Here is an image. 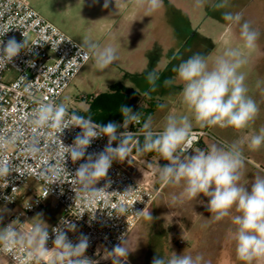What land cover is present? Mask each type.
I'll use <instances>...</instances> for the list:
<instances>
[{
  "label": "clouds",
  "instance_id": "clouds-1",
  "mask_svg": "<svg viewBox=\"0 0 264 264\" xmlns=\"http://www.w3.org/2000/svg\"><path fill=\"white\" fill-rule=\"evenodd\" d=\"M130 3L137 11L144 12L145 16L159 11L163 6V0H130ZM202 6L218 10L226 9L230 5L229 0H196L195 7ZM104 7H108V0H105ZM222 18L228 22L229 28L239 29L242 46L225 50L211 62L207 56L194 53L172 68L174 77L163 81L165 88L182 85L180 101L191 113V118L188 115L178 117L169 114L165 117L163 130L154 131L153 121L149 116L143 121L140 131L133 133L128 131V127L140 122L142 113L133 112L126 105H121L119 109L123 124L109 122L102 126L91 117L85 118L69 112L66 102L37 101L26 119L37 137L55 135L59 139L64 150V166L51 169L57 177L66 171V157H70L73 162L85 159L86 150L93 140L108 138L104 150L88 154L74 175V183L79 185V191L91 198L106 191L110 181L104 188L96 189L94 186L107 177L114 161L123 162L128 159L130 142L134 137L142 135L143 143L137 140L136 151L141 154L155 152L162 160L167 161L158 169L159 182L164 186L182 189L179 197L174 195L172 201L182 203L184 200L198 201L201 195L206 197V207L211 213L210 220L219 222L230 218L232 227L229 229L228 238L235 246L237 259L243 264H253L254 261L264 260V175L257 174L250 183H242L246 157L240 141L230 144L214 143L207 150H197L193 155H186L189 150L188 142L193 135V120L201 128L244 130L255 123L260 112L257 102L248 95L246 76L241 71L248 63V53L257 49L260 33L252 27L250 21L243 20L242 13L225 11ZM7 32H0V70L5 69L21 52H31L33 46L29 45L25 37L23 42L11 38L5 44L2 37ZM81 47L85 49V59H92L98 70L114 65L119 59L117 50L112 45L100 47L87 40ZM28 63L31 66L33 62ZM145 80L148 90L140 92L139 95L151 99L152 93L157 91L160 72L155 68L148 71ZM166 106L164 103L157 105L161 110ZM73 127L80 128L81 132L72 145L64 146L58 134ZM120 128L124 131L118 132ZM18 135L19 133L12 136L0 135V153L6 152L7 147L16 142ZM116 141L117 146L113 147V142ZM37 143L38 140L33 141L27 150L33 154L39 152ZM262 146L264 127L252 135L247 144L252 151H258ZM12 170V162L6 155H0V179L4 180L5 187ZM118 211L123 213L127 209L121 204ZM135 214L146 216L148 220L153 219L149 211ZM71 230H74V225ZM53 231L54 246L49 250L46 247L49 238L47 228L37 224L30 232L19 234L10 223L0 228V251L11 252L16 245L26 243L31 249L29 255L37 261L47 258L48 264H96L85 256L89 246L87 236L81 235L78 243L73 244L62 228ZM126 243L127 239L121 237V243L107 252L105 258L111 259L112 264H122L130 252L125 246ZM152 264H211V261L205 260L203 254L193 256L184 251L182 254L172 252L167 256L158 254L153 258Z\"/></svg>",
  "mask_w": 264,
  "mask_h": 264
},
{
  "label": "rangeland",
  "instance_id": "rangeland-1",
  "mask_svg": "<svg viewBox=\"0 0 264 264\" xmlns=\"http://www.w3.org/2000/svg\"><path fill=\"white\" fill-rule=\"evenodd\" d=\"M29 2L81 45L91 40L100 47L112 45L118 53L119 59L115 64L104 70H98L90 59L59 103L66 102L68 110L76 113H87L91 103L111 93L113 87L121 85L135 92L139 90L138 94L148 90L145 76L155 68L160 72L157 91L152 93L151 99L140 96L142 116L152 118L154 131L163 130L165 117L169 114L191 118V113L180 101L182 85L163 87L165 79L175 76L172 68L194 53L207 56L211 62L225 50L241 47L239 29L229 28L222 14L225 11L242 13L243 20L250 21L260 33L257 49L248 53V63L241 69L246 76L248 95L259 105V115L255 123L244 130L201 128L194 120L192 129L210 131L214 138H204L205 145L241 142L246 157L242 183H249L257 174L264 175V146L258 151L247 147L250 137L264 127V0H229L228 8L218 10L208 6L197 8L196 0H163L162 8L149 16L137 11L130 0H108L107 8L104 7L105 0ZM131 11L137 13L136 18L131 19ZM173 49L175 53L170 54ZM11 77L14 79L15 74ZM159 103L167 106L161 110L157 107ZM201 148L197 145L188 155ZM166 163L157 153L150 152L129 156L124 165L137 179L150 181L159 194L149 211L153 219L148 220L145 216L128 237L125 246L130 252L122 264H152L158 254L167 256L184 251L193 256L203 254L211 264H243L237 259L235 246L228 238L232 227L230 218L219 222L210 220L207 199L202 195L198 201L203 203L172 201L174 195L179 197L182 189L159 182L158 169ZM30 185L36 192L39 191L36 183L31 181ZM21 208L20 204L12 207L0 203V228L10 223L19 228L22 221L17 219V215ZM59 216L60 210L49 199L40 215L32 216L26 226L39 224L49 229ZM253 264H264V260L254 261Z\"/></svg>",
  "mask_w": 264,
  "mask_h": 264
},
{
  "label": "built area",
  "instance_id": "built-area-1",
  "mask_svg": "<svg viewBox=\"0 0 264 264\" xmlns=\"http://www.w3.org/2000/svg\"><path fill=\"white\" fill-rule=\"evenodd\" d=\"M6 31L2 37L5 44L11 38L23 42L25 37L33 46L31 52H21L5 69L0 70V135L19 133L16 142L9 145L6 152L0 153L13 164L7 187L0 179V203L22 206L17 215L22 224L15 229L19 234H24L34 227L26 226L28 220L40 215L46 202L52 199L60 210V216L48 229L46 247L49 250L54 246L53 229L62 228L73 244L78 243L81 235L87 236L89 246L85 254L98 245L112 251L121 243V237L127 239L145 217L135 213L150 211L159 192L150 181L137 179L124 168L127 159L114 161L107 177L94 186L96 189L104 188L110 181L106 191L94 198L79 191V185L74 183L76 170L85 162L88 154L104 150L108 144L107 137L93 140L86 150L85 159L73 162L66 157V171L58 177L52 173V168L64 166V150L60 141L55 135L37 137L26 116L37 101L59 103L90 58L85 59L82 45L44 17L29 0H0V32ZM29 61L33 62L31 66ZM13 73L15 78H9ZM69 112L80 115L72 110ZM142 124L141 119L130 125L128 131L138 133ZM122 131L124 129L118 130ZM80 132V128L73 127L65 129L58 136L64 146H70ZM192 133L186 155L193 152L204 138H214L207 129L192 130ZM37 140L40 151L33 154L27 149ZM137 140L141 142L143 136L134 137L130 142L128 157L144 154L136 151ZM117 143L113 142L112 146L116 147ZM31 181L38 185L39 191L36 192L30 185ZM121 204L127 209L126 212L118 211ZM72 225L74 230H71ZM30 251L26 243L16 245L11 252L0 251V264H48L47 258L37 261L29 255Z\"/></svg>",
  "mask_w": 264,
  "mask_h": 264
},
{
  "label": "trees",
  "instance_id": "trees-1",
  "mask_svg": "<svg viewBox=\"0 0 264 264\" xmlns=\"http://www.w3.org/2000/svg\"><path fill=\"white\" fill-rule=\"evenodd\" d=\"M140 95L132 89L119 85L113 87L111 93L97 98L91 103L87 113H78L86 118L91 117L96 123L107 125L109 122L123 124V116L119 109L121 105L130 107L133 112H142ZM155 107V106H154ZM144 121L146 118L141 117ZM120 128L118 130H121ZM143 143V140L140 142Z\"/></svg>",
  "mask_w": 264,
  "mask_h": 264
},
{
  "label": "crops",
  "instance_id": "crops-1",
  "mask_svg": "<svg viewBox=\"0 0 264 264\" xmlns=\"http://www.w3.org/2000/svg\"><path fill=\"white\" fill-rule=\"evenodd\" d=\"M135 11H131V13H130V15H131V19H134V18H136V14L137 13H135ZM175 53V49H173L172 50V52L170 53V54H174ZM192 130H199V129H192ZM200 147H202L201 149L202 150H207L208 148H209V145H207V143H206V145L208 146H206L205 145V143H204V141L203 142H201L200 144H198ZM249 161V160H248ZM245 172V171H244ZM254 178V177H253ZM252 180V179H251ZM250 180V181H251ZM250 181H248L249 183H250ZM199 198H201V197H199ZM206 198V197H205ZM207 199V198H206ZM206 202H208V200L206 201ZM154 205V204H153ZM153 205H152V207H153ZM206 205H207V203H206ZM194 206H200V205H196V204H194ZM151 207V208H152ZM202 207V206H201ZM203 207H205V206H203ZM128 239V238H127ZM105 246H103V245H98L93 251H91V252H89V253H86L85 254V256L87 257V258H89L90 260H92V261H95L96 262V264H112V260L111 259H106L105 257H106V250H105V248H104Z\"/></svg>",
  "mask_w": 264,
  "mask_h": 264
},
{
  "label": "bare ground",
  "instance_id": "bare-ground-1",
  "mask_svg": "<svg viewBox=\"0 0 264 264\" xmlns=\"http://www.w3.org/2000/svg\"><path fill=\"white\" fill-rule=\"evenodd\" d=\"M104 248H105L106 252H110V250L108 248H106V247H104Z\"/></svg>",
  "mask_w": 264,
  "mask_h": 264
}]
</instances>
